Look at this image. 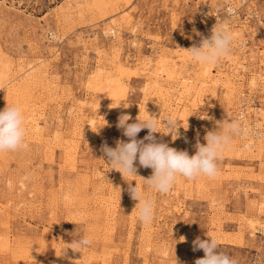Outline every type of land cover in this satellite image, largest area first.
Instances as JSON below:
<instances>
[{
    "label": "rangeland",
    "instance_id": "374dc122",
    "mask_svg": "<svg viewBox=\"0 0 264 264\" xmlns=\"http://www.w3.org/2000/svg\"><path fill=\"white\" fill-rule=\"evenodd\" d=\"M221 22L235 36L229 55L192 60L187 50ZM7 104L24 110L27 147L0 154V264H195L204 252L193 241L208 236L239 264H264V0H0ZM148 113L188 124L175 140L163 125L154 135L190 156L224 120L242 115L256 134L234 138L213 179L145 188V225L129 185L152 169L137 160L139 177H123L101 149L128 141L121 114L132 123ZM84 236L90 246L60 256Z\"/></svg>",
    "mask_w": 264,
    "mask_h": 264
},
{
    "label": "clouds",
    "instance_id": "9594fccd",
    "mask_svg": "<svg viewBox=\"0 0 264 264\" xmlns=\"http://www.w3.org/2000/svg\"><path fill=\"white\" fill-rule=\"evenodd\" d=\"M231 7L228 11L231 12ZM55 40L54 33L50 34ZM235 40L234 33L229 24L221 22L216 23L212 29L211 36L202 38L199 46H193L187 50L188 55L195 62L212 66L220 62L231 52ZM120 103L113 108L119 107ZM129 106V105H128ZM128 106L123 105L127 108ZM205 119L210 117L203 116ZM131 116L121 114L118 117L117 127L123 130V135L128 141L119 140L116 147H109L106 143L101 151L107 157L106 164L122 174L123 177H137V167L139 165L152 169V175L147 179L142 178V185L132 187L129 185V192L133 200L138 201V219L145 225L150 224L154 219V201L150 195H146L144 189H151L158 193H169L175 186L180 177L193 181L200 177L213 179L219 175V161L222 160L226 150L233 147L234 138H249L256 134V130L249 126L241 115L231 118V120L219 123L218 127L207 132L204 139L206 144L197 142L196 152L189 155L187 151H178L169 147L167 143L158 142L155 133L158 127L163 125L166 128V134L170 133L172 139L179 137L180 125L171 114L164 120H159L148 113V116L142 118L138 115L136 120L129 123ZM165 121L166 123H163ZM100 127L96 130L98 131ZM148 129V135L143 139H137V134ZM27 128L25 124V115L22 106L18 104H7L3 110H0V154L17 152L27 147L25 136ZM161 133V132H160ZM105 162V161H104ZM139 177V176H138ZM133 181V180H132ZM120 191V189H119ZM209 239H200L193 241V251L202 249L203 258L197 259L195 264H239V262L229 254L220 250L218 239L208 236ZM185 238L181 237V241ZM92 240L84 236L78 240H72L67 246L61 249V255L66 254L67 249L81 252L85 247L90 246Z\"/></svg>",
    "mask_w": 264,
    "mask_h": 264
},
{
    "label": "bare ground",
    "instance_id": "6f19581e",
    "mask_svg": "<svg viewBox=\"0 0 264 264\" xmlns=\"http://www.w3.org/2000/svg\"><path fill=\"white\" fill-rule=\"evenodd\" d=\"M112 21H113V20H112ZM113 22H114V21H113ZM113 22H112V23H113ZM112 23H110V24H112ZM113 24H114V23H113ZM114 26H115V25H114ZM111 27H112V26H111ZM116 27H117V25H116ZM107 30H108V29H107ZM112 31H113V29H112ZM116 31H117V30H116ZM199 44H200V43H199ZM124 64H125V62H124ZM117 66H118V65H117ZM119 66H120V65H119ZM119 66L117 67V70H118V73H119V74L116 73L115 78L112 79V83L115 84V86H116V84L118 85L119 82H120V80H121V77H120L119 75H120V73H121V71H122V70H121L122 68L119 67ZM120 70H121V71H120ZM165 83H166L165 80H163L162 83H161V85H162V86H165V85H164ZM120 84H121V83H120ZM120 84H119V85H120ZM166 84H167V83H166ZM170 84H171V83H170ZM113 86H114V85H113ZM168 86H169V85H168ZM122 87H123V86H122ZM165 87H166V86H165ZM118 88H119V87H118ZM120 89H121V88H120ZM167 89H168V88H166V90H165L166 94H168V92H169ZM116 90H117V89H116ZM111 91H112V90H111ZM113 91H115V90L113 89ZM113 91H112V92H113ZM112 92H110V93H112ZM165 92H164V93H165ZM114 93H115V92H114ZM112 94H113V93H112ZM112 96H114V95H112ZM116 96H117V95H116ZM166 96H167V95H166ZM110 98H112V97H110ZM168 98H169V97H168ZM170 98H171V97H170ZM113 99H114V98H113ZM111 100H112V99H111ZM111 102H112V101H111ZM169 103H170V102H169ZM259 104H260V103H259ZM113 105H114V104H113ZM116 108H117V107H116ZM112 109H113V108H112ZM173 110H174V109H173ZM174 111H175V112H178V111H176V110H174ZM115 112H117V111H115ZM170 112H171V111H170ZM175 112H173V113H175ZM185 112H186V111L183 110V113L186 115ZM241 113H243V112H241ZM170 114H171V113H170ZM243 114H244V113H243ZM171 115H172V114H171ZM180 115H181V114H180ZM182 115H183V114H182ZM92 120H93L92 118L87 119V121L90 122L91 124H92V122H93ZM36 130H37V129H36ZM182 134H183V133H182ZM248 146H249V145H248Z\"/></svg>",
    "mask_w": 264,
    "mask_h": 264
},
{
    "label": "built area",
    "instance_id": "2783aa9c",
    "mask_svg": "<svg viewBox=\"0 0 264 264\" xmlns=\"http://www.w3.org/2000/svg\"><path fill=\"white\" fill-rule=\"evenodd\" d=\"M108 34H109V35H113L114 32H112V31H108Z\"/></svg>",
    "mask_w": 264,
    "mask_h": 264
}]
</instances>
